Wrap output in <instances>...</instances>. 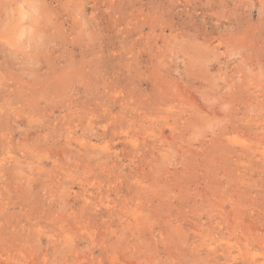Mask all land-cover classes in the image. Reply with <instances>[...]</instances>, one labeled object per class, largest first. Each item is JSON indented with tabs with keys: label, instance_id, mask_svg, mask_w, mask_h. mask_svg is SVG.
<instances>
[{
	"label": "rangeland",
	"instance_id": "374dc122",
	"mask_svg": "<svg viewBox=\"0 0 264 264\" xmlns=\"http://www.w3.org/2000/svg\"><path fill=\"white\" fill-rule=\"evenodd\" d=\"M0 264H264V0H0Z\"/></svg>",
	"mask_w": 264,
	"mask_h": 264
}]
</instances>
